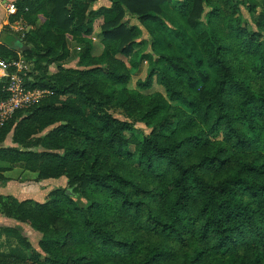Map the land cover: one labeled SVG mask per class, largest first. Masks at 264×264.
Instances as JSON below:
<instances>
[{
  "label": "trees",
  "instance_id": "1",
  "mask_svg": "<svg viewBox=\"0 0 264 264\" xmlns=\"http://www.w3.org/2000/svg\"><path fill=\"white\" fill-rule=\"evenodd\" d=\"M95 1L16 0L8 21L27 30L3 27L0 59L26 65L9 73L49 93L0 125V183L19 166L68 187L44 202L0 195L3 216L40 234L36 250L20 225L0 227L19 244L0 264H264V0ZM131 18L152 53L134 49ZM68 35L76 67L63 64ZM143 61L129 88L128 63Z\"/></svg>",
  "mask_w": 264,
  "mask_h": 264
},
{
  "label": "rangeland",
  "instance_id": "2",
  "mask_svg": "<svg viewBox=\"0 0 264 264\" xmlns=\"http://www.w3.org/2000/svg\"><path fill=\"white\" fill-rule=\"evenodd\" d=\"M110 5V4H109ZM108 5V6H109ZM93 9H98L99 7L94 5L92 6ZM91 8V9H92ZM242 9V14L243 16L247 17L248 18V12L246 11V9L244 7H241ZM100 20V19H98ZM130 22L132 24H136L139 28V31L137 34H138V41L139 43L135 45L134 49H138V51H143V52H148V53H152V50L150 48V44H149V39H150V36H149V32L147 30V28L144 26V25H141L137 22V20L135 18H131L130 19ZM7 23V22H6ZM16 22L12 23L13 26ZM99 21L95 23L94 25V29L92 34L90 35V37H87V39L90 40V42L93 44V49H92V54L94 55H99L103 49L105 48L104 47V44L103 42L101 41V33H100V30H99ZM18 26H20V23L18 25H16V28H10L8 30H10V33L11 34H18V31H19V28ZM25 30H27L25 28ZM5 33V39L7 38L6 36V33L7 31L5 30L4 31ZM21 36L22 33L20 34ZM68 47L70 49V54L69 56L65 59V62L63 63L66 67H76L78 66V52L80 51L81 47H82V43H79L78 41L75 40L74 37L68 35ZM14 41V40H13ZM13 41L10 42V44H13ZM14 45H16L17 43L14 41ZM22 44V43H21ZM22 48L20 49H17L18 52L21 50ZM25 67V66H24ZM24 67H22V74L25 75V72H24ZM56 64H52L50 66V69H49V72L50 73H53L56 71ZM0 68L2 70H0V78L1 77H6V74L9 73V70L8 68H5L4 66H2L0 64ZM146 68H147V62L146 61H143L140 68L139 69H135L131 64L129 65L128 63V69L130 71V82L128 83V87L129 88H132L134 87L135 85V82L137 79H144L145 76H146ZM20 70L18 69V72ZM12 73H16V72H12ZM23 75V76H24ZM121 86H117L116 87V92H114L113 94V102H116V101H122L126 94L124 93V91L120 88ZM155 89L154 90H160L159 87H154ZM116 115H119L121 116L118 112H115ZM135 127V130H134V136L136 139H140L141 138V134L142 133H147L150 128L145 126L144 123L142 122H137L135 123L134 125ZM45 132V131H44ZM44 132H42L41 134H43ZM6 144L8 145H12L11 143V140H10V137L6 140ZM133 147V146H131ZM5 172V174L9 177H12L13 179L15 180H18L19 182L20 181H23V180H27L29 184H32L33 188L36 187L37 183L35 182L36 180H34L35 178V174L32 173V172H28V171H24L22 170L21 167L19 166H16L14 169H12L11 172ZM4 175V174H3ZM5 176V175H4ZM46 184H44V188L46 187L45 190H27L29 193L31 192V198L32 200L34 201H39V202H44L45 200L48 199L49 197V192L54 189V188H67L68 185H67V179L62 176V177H59V178H49V179H46ZM28 187V186H27ZM69 192H71L70 190L71 189H68ZM26 199H29V198H26ZM18 200V199H17ZM79 204L82 205L84 200L81 199V200H78ZM9 220H11V225L10 227H13L15 225H17V220H15L14 218H8ZM4 227V225H0V227ZM21 226V225H20ZM26 226V231H24V229L22 228L21 230V233L28 239V242L30 243V245L32 246V248L36 249V250H40L39 247H38V239H39V236L40 234L35 231L34 229H32L29 224H25ZM2 243V244H1ZM5 245H4V244ZM0 251H3V252H19V244L16 242V240H14L12 237L8 238V237H5V234H2L0 236Z\"/></svg>",
  "mask_w": 264,
  "mask_h": 264
},
{
  "label": "built area",
  "instance_id": "3",
  "mask_svg": "<svg viewBox=\"0 0 264 264\" xmlns=\"http://www.w3.org/2000/svg\"><path fill=\"white\" fill-rule=\"evenodd\" d=\"M4 6V11L7 16H12L16 14V0H1ZM16 28V27H15ZM19 31L25 30V27L20 24L18 26ZM23 35V33H22ZM0 64L5 68H10L11 66H15L20 71H22V67L24 70L26 65L22 60L13 61V62H5L0 59ZM19 71V72H20ZM8 78L5 90L8 93V96L5 99L0 100V125L7 121L14 114L16 110L24 109L30 107L31 105L39 102V100L47 93H49L46 89L40 88H27L24 86V81L21 75L16 73H8L6 74Z\"/></svg>",
  "mask_w": 264,
  "mask_h": 264
},
{
  "label": "crops",
  "instance_id": "4",
  "mask_svg": "<svg viewBox=\"0 0 264 264\" xmlns=\"http://www.w3.org/2000/svg\"><path fill=\"white\" fill-rule=\"evenodd\" d=\"M109 4H110L109 0H96L94 2V5H96L98 7H101V6L108 7ZM9 17L10 16L6 15V13L4 11V6L2 4V1L0 0V41L5 39V33H4V30H3V27L5 25L9 24L11 29L12 28L15 29L16 25H18L19 23L21 25H23V21L19 19V20L14 21L16 23L13 26L12 23H14V22L9 23V21H8ZM28 28H31V26H28ZM15 42H16V40H15ZM14 44L15 43L13 41V45ZM0 70H2V69L0 68ZM11 171H9V172H11ZM4 175L6 177H8L9 180L6 181L4 184L0 183V195H11V196L15 197L18 200H23V199H26V198H31L30 196L32 194H31V192L29 193L27 190H45L46 189V187L44 188V186H45L44 184H46V181H47L46 179L40 180V181H35L36 183L37 182L38 183H37L36 187L33 188L32 184L27 183L28 182L27 180H23V181L19 182L18 180H15L12 177H9L10 175L7 176L5 173H4ZM11 223H12L11 220H9L7 217L3 216L0 213V225L12 226ZM16 223H17V225H21V227L24 229V231H26V229H27L26 226H25L26 223H21V222H18V221Z\"/></svg>",
  "mask_w": 264,
  "mask_h": 264
},
{
  "label": "water",
  "instance_id": "5",
  "mask_svg": "<svg viewBox=\"0 0 264 264\" xmlns=\"http://www.w3.org/2000/svg\"><path fill=\"white\" fill-rule=\"evenodd\" d=\"M92 7H90L89 9H91ZM16 45H15V48L16 49H20V48H24V46L21 44L19 38H16ZM67 192H69V190H67Z\"/></svg>",
  "mask_w": 264,
  "mask_h": 264
}]
</instances>
